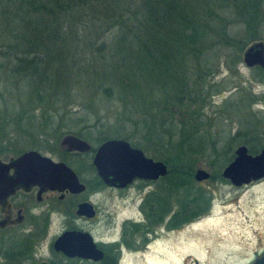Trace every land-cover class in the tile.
Instances as JSON below:
<instances>
[{
    "label": "trees",
    "instance_id": "1",
    "mask_svg": "<svg viewBox=\"0 0 264 264\" xmlns=\"http://www.w3.org/2000/svg\"><path fill=\"white\" fill-rule=\"evenodd\" d=\"M262 37L264 0H0V75L16 101L8 130L56 143L104 127L98 141L121 138L151 152L168 172L146 195V230L178 227L207 210L203 192L190 195L185 185L191 162L211 155L223 136L213 127L236 115L239 128L224 143L239 139L251 154L264 136V114L250 109L264 103V92L252 95L241 82L221 103L227 116L204 115L212 96L226 90L224 78L213 76L221 66L232 73L243 48ZM253 71L264 86V70ZM97 102L109 103L104 120L89 122ZM2 132L0 151L16 142Z\"/></svg>",
    "mask_w": 264,
    "mask_h": 264
},
{
    "label": "rangeland",
    "instance_id": "2",
    "mask_svg": "<svg viewBox=\"0 0 264 264\" xmlns=\"http://www.w3.org/2000/svg\"><path fill=\"white\" fill-rule=\"evenodd\" d=\"M255 41H261L264 46V37ZM254 67L248 68L242 61L235 66L232 73H229L224 66L220 67L212 80L224 78V89L226 90L221 92V95L212 96L211 105L204 108L205 117L215 115L218 111L223 117L227 116L229 111L221 103L233 93L235 85L240 82L251 89L252 95L264 92V86L253 80L255 79L253 76ZM1 77L2 75H0V115L8 119V122L2 121L3 123L0 124V139L3 138L1 134L5 130L11 139L15 138L16 142L0 151V160L14 157L16 147H21L22 151L33 149L42 155L57 158L60 153L56 148V143L50 137L48 139L47 134L41 138H34L32 141L24 134L20 136L21 133L8 130L9 127H13V122L9 121V118L14 115L11 113L15 109L16 101L13 97V89L3 88ZM107 104L109 105L108 102H103L100 105L97 102V116L95 118L91 116L89 122H92L96 117L103 121L102 114ZM250 109L251 111H261V114H264V103L251 104ZM108 122H112V119L108 118ZM238 122L236 115L232 114L231 119H225L220 126L213 127L218 135L219 133L223 135L220 140L216 141L215 151L211 155L199 157L190 164V184H186L185 188L190 195L203 192L205 200H208L207 210L200 216L175 228L156 224L151 227V230L145 229V231H136L135 233L129 231L126 236L127 245L121 252L123 256L121 264H247L264 248V178L236 187L220 176L221 169L232 159L234 148L242 144L239 139L224 143L225 137L227 139L239 128ZM262 128L261 126L259 130ZM103 129L105 128H98L88 134L84 133L86 129H79L82 133L80 137L85 139L90 144L91 149L94 150L102 142L98 141L97 137L103 136ZM253 143L256 147L255 153H257L264 143V136L257 135ZM228 146L230 147L228 148ZM157 152L163 153L165 157H171L169 149H158ZM225 152L231 156V159L223 162L224 158L222 157ZM143 153L145 156L154 159V156H150L151 152ZM86 156L76 159L69 157V162L66 163L75 171L77 170L76 173L81 181L85 182L86 191L80 197L87 198L96 204L97 218L94 221H77L73 215L67 214L64 217L51 218L46 231H42L34 237L25 238L19 231L0 235L1 244L17 242V245H26L27 240L32 239L29 241L32 242L30 243V250L25 257L19 258L17 264H35L40 260H52L53 254L49 247V240L62 227L81 224L83 228L97 235L113 228L117 236L118 226L122 220L139 221L141 217L139 213L135 212V206L139 200L132 204L127 201L128 198L132 197L133 193H137V189H143V192L148 194L162 184L159 178L152 182H136L134 185L140 187L130 188L120 195H114L110 190L104 188L94 192L97 181L95 174L88 166L89 155ZM182 163L178 165L179 170L186 171V163ZM196 168L206 170L209 173L208 179L195 181L192 175ZM177 207V200L173 197L169 203V209L175 210ZM1 256L2 253L0 252V264H10L11 261H5ZM14 262L11 264H16ZM60 264L90 263L76 261L72 263L61 262Z\"/></svg>",
    "mask_w": 264,
    "mask_h": 264
},
{
    "label": "water",
    "instance_id": "3",
    "mask_svg": "<svg viewBox=\"0 0 264 264\" xmlns=\"http://www.w3.org/2000/svg\"><path fill=\"white\" fill-rule=\"evenodd\" d=\"M241 61L248 68L257 66L264 70L263 43L253 41L247 45L241 53ZM59 147L65 151L79 152L88 151L90 148L85 140L73 134L63 135ZM91 164L100 181L114 187H122L134 178L155 181L168 172L162 161L145 156L140 149L119 138H109L101 142L93 152ZM10 169L12 174L8 175ZM192 176L198 182L208 179L209 173L202 168H196ZM220 176L236 187L264 178V143L255 154L249 153L245 145H237L233 150L232 159L221 169ZM19 184H37L73 193L84 189L73 170L65 163L54 162L33 149L23 151L7 162L0 160V197L12 193L13 187ZM75 213L91 218L94 210L88 202H81L77 205ZM79 241L83 244H74ZM53 247L69 257L78 256L94 260L101 258V252L93 247L89 235L85 232L64 231L54 241ZM247 264H264V249Z\"/></svg>",
    "mask_w": 264,
    "mask_h": 264
},
{
    "label": "flooded vegetation",
    "instance_id": "4",
    "mask_svg": "<svg viewBox=\"0 0 264 264\" xmlns=\"http://www.w3.org/2000/svg\"><path fill=\"white\" fill-rule=\"evenodd\" d=\"M62 137V136H61ZM61 137L56 142V148L58 149L59 153L57 158L52 156L49 157L54 162H63L65 163L73 172L75 173L78 181L83 184L84 189L81 192L73 193L69 192L65 189L63 190H56V189H49L46 187H41L37 184H28L24 185H16L13 187V192L7 194L4 197H0V235L4 233H11L13 231H19L25 238L29 236L34 237L36 234L38 235L42 231H46L47 226L50 223L51 218L55 217H64L67 214L73 215L74 219L77 221H94L98 215V209L95 203L88 200L87 198L80 197L86 191V184L82 182L76 171L70 167L66 163L69 157L81 158L84 156L89 157V164L90 169L95 174V170L91 164V158L93 155L94 150L91 149L89 144V150L85 152H79L75 150L65 151L59 147V142ZM29 150V149H27ZM26 151V150H24ZM36 151V150H35ZM21 151L19 154H21ZM38 152V151H37ZM18 154V155H19ZM41 154V153H40ZM17 155V156H18ZM42 155V154H41ZM46 156V155H44ZM86 156V157H87ZM14 157H8L6 160H1L3 162H7L9 159H13ZM12 174V169L8 171V175ZM96 176V174H95ZM97 177V176H96ZM98 178V177H97ZM136 182H151L147 180L132 179L129 183L125 184L122 187H114V186H107L103 184L102 186H98L97 182L95 183L94 192H97L100 189H107L110 190L114 195H120L130 188L133 187H140L134 185ZM136 193V192H135ZM133 193L132 197H129L127 201L134 204L135 201L139 200L136 204L135 212L140 214V220H131V219H124L119 223L117 236L115 234L114 229L112 228L110 231H104L99 233L98 235L89 231L86 228H83L81 224L79 226L72 225L71 227H62L58 232L53 234L49 240V247L52 251L53 257L52 260H40L35 264H39L41 262L46 264H60L61 262H76V261H86L90 264H121L122 262V250L124 251V247L127 245V234L129 231H145L146 227V209H145V200L146 195L143 192V189H137V193ZM81 202H88L91 204L94 214L91 218H86L81 215H77L75 210L77 205ZM129 223L138 225L136 228L129 227ZM25 226V227H23ZM68 230H74L78 232H85L89 235L91 239V243L93 247L101 252V258L99 259H92V258H82L78 256H66L61 251L55 250L53 247L54 241L64 232ZM151 230V229H150ZM32 240V239H31ZM31 240H27L26 245L16 243H7L1 244L0 242V252L2 253L3 260L10 262V264L15 261L14 263H18L19 258L25 257V255H21L22 252H26L32 242ZM73 240V239H72ZM71 240V241H72ZM73 242H70L72 244ZM29 244V245H28ZM82 245L83 243L79 241L78 243ZM128 253V252H127ZM58 262V263H57Z\"/></svg>",
    "mask_w": 264,
    "mask_h": 264
}]
</instances>
